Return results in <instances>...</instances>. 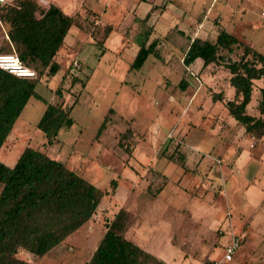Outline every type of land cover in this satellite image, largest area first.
Returning a JSON list of instances; mask_svg holds the SVG:
<instances>
[{
  "label": "rangeland",
  "instance_id": "374dc122",
  "mask_svg": "<svg viewBox=\"0 0 264 264\" xmlns=\"http://www.w3.org/2000/svg\"><path fill=\"white\" fill-rule=\"evenodd\" d=\"M76 1L97 8L94 0L58 2L71 12ZM261 11L264 0H217L199 35L213 38V20L219 18L221 27L264 54ZM109 13L81 15L83 27L72 28L56 55L59 72L41 77L36 92L42 99H28L0 147V162L7 166L26 147L63 162L102 191L100 203L47 253L19 250L17 257L35 264H85L105 223L123 208L131 215L125 237L166 264L220 258L232 235L239 245L227 264H264V136L244 133L223 104L211 100L213 91L231 97L227 70L201 62L184 66L185 39L177 26L160 36V59L149 54L140 68L129 69L138 35L149 27V40L158 39V29L150 16L132 19L115 7ZM171 17L164 22L175 20ZM105 22L112 29L100 44ZM59 81L61 97L54 93ZM261 85L264 78L255 82L254 98ZM73 101L71 124L46 144L36 126L46 102L69 106ZM127 129L132 134L122 141L130 152L118 145ZM175 146L172 159L166 158L163 150L170 153Z\"/></svg>",
  "mask_w": 264,
  "mask_h": 264
},
{
  "label": "trees",
  "instance_id": "16d2710c",
  "mask_svg": "<svg viewBox=\"0 0 264 264\" xmlns=\"http://www.w3.org/2000/svg\"><path fill=\"white\" fill-rule=\"evenodd\" d=\"M0 21V53L14 52L35 73L33 77H18L0 68L1 147L28 99H42L36 85L41 77L59 72L56 55L69 28H82L83 18L67 14L53 4L43 8L36 0H12L0 5ZM215 25L213 38L195 36L189 42L182 63L187 67L199 59L201 67L214 65L226 69L232 95L226 97L224 90L213 91L211 100L221 102L244 133L260 139L264 136V85L257 88L255 98L253 92L255 82L264 78V54L227 32L218 21ZM110 30L107 26L102 32L100 44ZM150 33L146 27L138 35V49L129 69L140 68L149 54L160 59L158 39L149 40ZM76 80L73 78L72 85ZM80 84L83 86V82ZM62 85L59 81L54 90L58 97L62 96ZM179 85L185 88L184 79ZM74 103L65 106L46 102L36 124L44 132L46 144L53 141L61 127L71 124L69 112ZM105 121L106 117L97 135ZM131 134L127 129L118 141L126 152H130V147L122 140ZM177 148L170 153L163 150L164 156L172 159ZM110 186L113 189L116 181L111 180ZM102 195V191L63 162L38 149L26 147L12 166L0 162V264H35L18 258V251L37 256L47 253L93 216ZM130 221L128 211L120 208L105 223V231L85 264H166L125 237Z\"/></svg>",
  "mask_w": 264,
  "mask_h": 264
},
{
  "label": "crops",
  "instance_id": "0c3cea01",
  "mask_svg": "<svg viewBox=\"0 0 264 264\" xmlns=\"http://www.w3.org/2000/svg\"><path fill=\"white\" fill-rule=\"evenodd\" d=\"M58 1L60 0H36V2L43 8H48L49 4H53L58 6L63 12L70 15H82L84 12H88L96 16H109L110 7H115L118 11H126V14L128 13L132 19L137 17L138 19L145 20L144 18L146 16H150L151 23L154 24V29H158V43L162 39V37H160L161 35H164L170 28L177 26L175 30L180 34L181 38L185 39V48L182 58L189 42L195 36H200V30H202L204 27L203 21L206 20V15L210 13L211 9L214 8L215 3L217 2V0H94L93 3L95 2V5L97 6L96 8L94 6L85 4L84 1L80 3L79 1H76V5L73 8L74 10L69 12L64 10L62 8L63 6L60 5V2ZM129 1H132V4H130ZM263 12L264 11H261V15L264 16ZM167 15L172 16L169 19L175 20L171 21L170 23H165L164 17ZM219 20V18H215L213 23L215 24L216 21L219 23ZM104 24L105 26L102 29L110 26L107 24V22ZM156 24H158V26ZM156 26L158 28H155ZM73 27L80 29L77 26H71L64 37V43L67 35L70 34ZM110 29H112L111 26ZM199 62H201L199 59L195 61L196 64ZM217 259L208 260L207 262H213Z\"/></svg>",
  "mask_w": 264,
  "mask_h": 264
},
{
  "label": "built area",
  "instance_id": "2783aa9c",
  "mask_svg": "<svg viewBox=\"0 0 264 264\" xmlns=\"http://www.w3.org/2000/svg\"><path fill=\"white\" fill-rule=\"evenodd\" d=\"M7 1L9 0H0V5ZM0 68L18 77H33L35 75L34 71L24 65L14 52L0 53ZM238 245V237L232 236L230 244L225 247L222 257L213 261L210 264H226L232 259V256L235 250L237 249Z\"/></svg>",
  "mask_w": 264,
  "mask_h": 264
}]
</instances>
